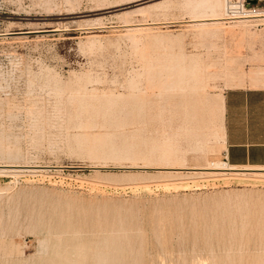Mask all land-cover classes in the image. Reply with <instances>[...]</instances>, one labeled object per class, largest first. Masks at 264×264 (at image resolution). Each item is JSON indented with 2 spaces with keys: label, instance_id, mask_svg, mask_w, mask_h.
Returning <instances> with one entry per match:
<instances>
[{
  "label": "rangeland",
  "instance_id": "374dc122",
  "mask_svg": "<svg viewBox=\"0 0 264 264\" xmlns=\"http://www.w3.org/2000/svg\"><path fill=\"white\" fill-rule=\"evenodd\" d=\"M226 1L0 0V264H264V176L203 170L264 88Z\"/></svg>",
  "mask_w": 264,
  "mask_h": 264
},
{
  "label": "crops",
  "instance_id": "0c3cea01",
  "mask_svg": "<svg viewBox=\"0 0 264 264\" xmlns=\"http://www.w3.org/2000/svg\"><path fill=\"white\" fill-rule=\"evenodd\" d=\"M222 119L223 154L227 164L237 169H263L264 88L225 91Z\"/></svg>",
  "mask_w": 264,
  "mask_h": 264
},
{
  "label": "built area",
  "instance_id": "2783aa9c",
  "mask_svg": "<svg viewBox=\"0 0 264 264\" xmlns=\"http://www.w3.org/2000/svg\"><path fill=\"white\" fill-rule=\"evenodd\" d=\"M259 4H264V0H227L224 20L229 23L246 21L251 28L264 30V6Z\"/></svg>",
  "mask_w": 264,
  "mask_h": 264
},
{
  "label": "bare ground",
  "instance_id": "6f19581e",
  "mask_svg": "<svg viewBox=\"0 0 264 264\" xmlns=\"http://www.w3.org/2000/svg\"><path fill=\"white\" fill-rule=\"evenodd\" d=\"M223 9H225V8H223ZM213 15H215V14H213ZM220 20H222V19L219 18V19L209 20L211 22V24H209V25L210 26L219 25V24H221L219 22ZM240 22H243V21H240ZM203 170L208 172L207 174H209V175H211L213 177L220 176L222 178L223 177L224 178H228V177L235 178V177L247 176L246 173H251V176L252 175L259 176V177L260 176H264V168L263 169H257V168L237 169L235 167L233 168V167L229 166L228 164H226V162L225 163H216V164L210 165L208 168H205Z\"/></svg>",
  "mask_w": 264,
  "mask_h": 264
},
{
  "label": "water",
  "instance_id": "95a60500",
  "mask_svg": "<svg viewBox=\"0 0 264 264\" xmlns=\"http://www.w3.org/2000/svg\"><path fill=\"white\" fill-rule=\"evenodd\" d=\"M251 3H252V4H255L256 2H255V1H252Z\"/></svg>",
  "mask_w": 264,
  "mask_h": 264
}]
</instances>
